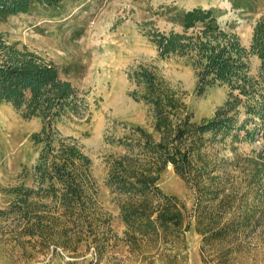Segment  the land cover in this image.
Listing matches in <instances>:
<instances>
[{"label":"trees","instance_id":"obj_1","mask_svg":"<svg viewBox=\"0 0 264 264\" xmlns=\"http://www.w3.org/2000/svg\"><path fill=\"white\" fill-rule=\"evenodd\" d=\"M65 1L77 0H0V22L38 8L57 12ZM229 2L233 9L253 11L252 0ZM168 13L181 32L147 33L158 58L178 57L191 66L197 96L221 87L226 98L209 118L196 121L151 69H133L128 73L134 85L129 95L147 107L149 124L133 126L117 140L124 152L108 158L105 185L119 198L118 217L126 227L123 240L130 245L138 237L178 239L192 222L202 247L233 245L251 236L264 220V160L261 154L246 160L247 190L256 188V201L248 205L247 190L241 196L222 195L205 148L219 135H232V142H254L261 132L264 139V15L254 22L245 48L232 25L218 23L216 8H170ZM251 58L258 61L253 74ZM83 102L53 62L0 34V104L41 122L29 137L37 150L34 164L21 182L2 189L9 201L0 210V223L21 246L27 241L33 249L63 254L70 241L93 243L100 230L105 237L104 230L110 231L109 219L96 207L90 158L76 140L58 130L65 117L80 116ZM233 131L242 132V138ZM168 167L194 190L191 210L159 188Z\"/></svg>","mask_w":264,"mask_h":264},{"label":"rangeland","instance_id":"obj_2","mask_svg":"<svg viewBox=\"0 0 264 264\" xmlns=\"http://www.w3.org/2000/svg\"><path fill=\"white\" fill-rule=\"evenodd\" d=\"M194 7L218 9V23L222 27L232 25L245 48L254 22L264 15V0H252V12L233 9L229 0H77L65 1L57 12L38 8L30 15L0 22V34L8 42L25 46L53 62L84 101L80 116L65 117L58 130L63 137L76 140L90 158L96 207L109 219L110 228H104L106 237L100 230L93 243L70 241L67 253L52 254L51 249H33L24 239V246L19 245L5 223H0V264H264V220L251 236L219 248L202 247L193 222L178 239L138 237L130 245L123 240L126 227L118 217L119 198L105 185L108 158L124 152L117 140L124 138L129 128L149 124L147 107L129 95L134 85L128 73L133 69H151L184 101L196 121L209 118L224 102L226 90L221 87L209 88L197 96L191 66L178 57L159 59L147 37L155 30L181 32L170 21L168 9ZM249 62L253 74L258 61L251 58ZM66 69L68 74H64ZM40 127L39 119H25L11 105L0 104V210L9 201L2 189L21 182L24 172L35 162L37 150L29 137ZM235 133L242 138V132H231ZM231 136L219 135L210 140L205 154L216 168L214 176L222 195L241 196L248 189L246 160L257 158L256 154L264 160V139L261 132L256 133L254 142H232ZM158 186L187 210L193 208L194 190L171 167L161 174ZM255 189L246 191L248 205L256 201Z\"/></svg>","mask_w":264,"mask_h":264}]
</instances>
